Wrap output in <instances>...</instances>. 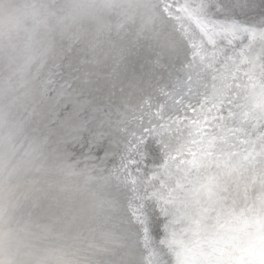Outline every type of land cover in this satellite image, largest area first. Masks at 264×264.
<instances>
[{"label": "water", "instance_id": "water-1", "mask_svg": "<svg viewBox=\"0 0 264 264\" xmlns=\"http://www.w3.org/2000/svg\"><path fill=\"white\" fill-rule=\"evenodd\" d=\"M157 2L0 0V259L106 264L117 241L129 237L137 264H153L154 246L169 264L174 260L160 245L173 236L174 246L186 240L182 217L144 193L173 182L187 154L198 101L211 91L213 77L259 68L264 29L253 25L264 18V0H238L248 5L237 13L240 27L220 19L212 29L183 11L165 15L162 24L146 6ZM175 2L196 5L200 0ZM75 36L81 44L100 42L80 53L89 83H73L83 93L67 88L66 73L58 66L60 44ZM50 70L57 75L45 89ZM114 79L123 83V92L118 87L113 101L143 104L148 112L143 120L139 112L133 119L131 109L127 114L122 108L106 109L110 118L95 111L101 96L97 88ZM100 119L105 121L103 150L90 144V130L100 128ZM259 129V124L250 126L246 139L258 140ZM30 188L40 189L42 204L51 205L52 212L24 214L27 202L21 193Z\"/></svg>", "mask_w": 264, "mask_h": 264}, {"label": "snow or ice", "instance_id": "snow-or-ice-1", "mask_svg": "<svg viewBox=\"0 0 264 264\" xmlns=\"http://www.w3.org/2000/svg\"><path fill=\"white\" fill-rule=\"evenodd\" d=\"M103 2L111 6L113 0ZM146 6L162 24L166 23L165 15L176 17L178 12L183 11L194 14L206 29H212L220 19L229 22L231 28H239L237 13L248 5L240 4L238 0H200L196 5L158 0ZM121 27L123 24H118L117 31ZM253 27L264 29V18ZM243 30L248 31L247 28ZM98 43L90 41L81 44L80 37L75 36L70 37L66 44H60L58 66L66 73L67 88L83 93V89H76L73 83H89L90 73L81 67L80 53L94 50ZM107 43H113L111 37ZM240 72H243L244 78H241ZM55 75L56 72L49 71L44 82L45 89L53 83ZM118 87L123 92V83L114 79L97 88L101 96L100 106L95 111L110 118V111L106 109L122 108L125 114L131 109L133 119L139 112L138 118L143 120L148 114L143 104L132 106L127 98L122 99L120 104L113 101ZM105 98L107 105L104 104ZM172 100L173 103L183 104L182 99L172 97ZM198 103L199 114L193 118L188 129L187 154L172 177L173 182H166L158 192L150 194L146 190L144 193L145 199H162L165 205H171L182 217L186 240L174 246L173 236L171 240L162 241L160 247L174 257L171 264H264V57H261L258 69L253 65L238 68L236 74L229 70L222 77L214 76L211 91H206ZM188 106L194 114L197 113L196 107ZM157 115H160L159 109ZM99 123V129L90 130V144L103 150L105 121L100 119ZM255 124L260 125L259 139H246L248 128ZM241 145L247 146L241 151ZM181 154L184 155L183 149ZM128 159L133 162L131 157ZM169 159L172 158L169 156ZM250 174H256V179ZM39 193L40 189L31 188L21 193L27 202L23 211L28 218L36 212L47 214L53 211L51 205L45 207L42 204ZM162 210L167 213L169 208ZM153 255V264H169L155 246ZM134 256L133 243L125 237L123 243L117 241V247L111 250L106 264H137ZM0 264H12V261L0 259Z\"/></svg>", "mask_w": 264, "mask_h": 264}]
</instances>
